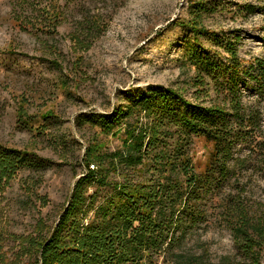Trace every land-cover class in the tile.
<instances>
[{"label":"rangeland","instance_id":"rangeland-1","mask_svg":"<svg viewBox=\"0 0 264 264\" xmlns=\"http://www.w3.org/2000/svg\"><path fill=\"white\" fill-rule=\"evenodd\" d=\"M194 1L0 0V145L27 152L33 161L0 188V264L25 254L40 224L42 236L52 232L85 172L82 160L91 144L109 155L126 152L125 125L115 138L88 118L128 106L129 93L149 87L179 91L191 106L226 111L241 134L227 145L230 176L200 202L199 224L175 232L180 240L151 264H264V245L248 244L235 232L248 220V236L259 241L253 227L264 224V76L258 77L257 65L264 67V0H204L197 36L188 25ZM216 36L233 42L235 60ZM193 53L218 67L237 65V88H229V72L200 74L191 64ZM233 98L246 128L231 115ZM151 125L150 118H140L142 128ZM166 140L173 148L178 134L168 133ZM213 152L214 143L192 138L187 154L197 174L206 172ZM118 170L119 176L111 175L115 181L152 178L123 165ZM96 188L87 185V194ZM22 259L35 264L38 256Z\"/></svg>","mask_w":264,"mask_h":264},{"label":"trees","instance_id":"trees-1","mask_svg":"<svg viewBox=\"0 0 264 264\" xmlns=\"http://www.w3.org/2000/svg\"><path fill=\"white\" fill-rule=\"evenodd\" d=\"M203 1H194L193 20L188 24L195 36L202 35L198 21L206 9ZM215 40H218L220 48L229 53L231 60L236 59L233 42L219 40L217 36ZM190 61L200 74L205 72L211 76L218 73L216 71L231 73L229 88H237V79L242 73L237 65L231 66V69L218 67L196 53L190 56ZM257 65H261L258 77L264 76V67L260 62ZM128 96V106L119 107L110 114L97 113L88 118L92 127L115 138L119 137L125 125L122 146L126 152L109 155L102 152L103 147L98 143L87 148L82 160L85 172L76 182L57 225L44 237L45 225L40 224L38 237L30 239L28 248L23 249L25 256H33L34 253L38 256L35 264H151L155 257L170 252L180 240L175 238V232L199 224L203 218L200 202L204 194L213 191L218 187L215 184L230 176L227 145L235 133L241 134L233 130L226 111L216 107L191 106L182 93L172 89L149 87L146 92L129 93ZM231 103L235 109L231 115L236 117V123L240 127H248L241 117V110L236 107L237 100L233 98ZM51 117L52 114L47 113L46 118ZM142 117L152 120L149 130L140 126ZM133 118H136L133 124L125 123ZM171 132L178 134L173 148L165 144ZM193 137L214 143V152L204 174L194 171L187 154ZM29 156L27 152L0 145V188L21 169L33 163ZM121 165L142 175L147 172L152 178L138 182L121 174L123 180L115 181L111 175L116 173L119 176ZM89 184L97 187L91 195L87 194ZM107 188L110 191L101 196V190ZM249 229L248 220L243 221L239 228H235L236 237L244 239L245 235L248 244L261 242L264 245V224L259 222L253 227L259 241L253 242L248 236ZM2 255L0 248L1 263ZM23 255L16 257L12 264H25ZM176 258L185 257L176 255ZM252 262L260 264L256 259Z\"/></svg>","mask_w":264,"mask_h":264},{"label":"built area","instance_id":"built-area-1","mask_svg":"<svg viewBox=\"0 0 264 264\" xmlns=\"http://www.w3.org/2000/svg\"><path fill=\"white\" fill-rule=\"evenodd\" d=\"M91 169H94V167H93V166H91Z\"/></svg>","mask_w":264,"mask_h":264}]
</instances>
